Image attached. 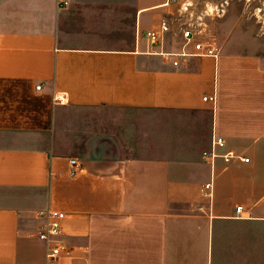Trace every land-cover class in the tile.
<instances>
[{
  "label": "crops",
  "instance_id": "0c3cea01",
  "mask_svg": "<svg viewBox=\"0 0 264 264\" xmlns=\"http://www.w3.org/2000/svg\"><path fill=\"white\" fill-rule=\"evenodd\" d=\"M164 2L0 0V264H44L51 208L65 264H264L262 48L175 65L138 40ZM215 136L249 161L218 157L210 199Z\"/></svg>",
  "mask_w": 264,
  "mask_h": 264
},
{
  "label": "built area",
  "instance_id": "2783aa9c",
  "mask_svg": "<svg viewBox=\"0 0 264 264\" xmlns=\"http://www.w3.org/2000/svg\"><path fill=\"white\" fill-rule=\"evenodd\" d=\"M64 3H67L65 1ZM164 6L169 8L159 25L152 29L138 32L139 38L145 39L146 50L159 53L173 60L178 65V58L188 55L214 56L220 54L216 45L206 39L203 35L205 19L212 14L213 6L210 2L201 6L199 0H165ZM41 88V86H38ZM211 99L215 102L216 96H205L204 99ZM225 146V140L221 136H215L211 150L204 153V158L211 166V179L205 183L206 196L212 199L214 195V174L215 163L218 157L225 161L239 159L248 162L249 158L233 151L219 153L218 148ZM71 174H75L80 166L77 158H72ZM244 207L238 205L236 212L242 213ZM237 213V214H238ZM42 219L37 231L38 237L45 242L46 252L44 264H65L72 254V246L64 235L63 221L66 213L58 209H48L39 214Z\"/></svg>",
  "mask_w": 264,
  "mask_h": 264
},
{
  "label": "rangeland",
  "instance_id": "374dc122",
  "mask_svg": "<svg viewBox=\"0 0 264 264\" xmlns=\"http://www.w3.org/2000/svg\"><path fill=\"white\" fill-rule=\"evenodd\" d=\"M158 0H145V3ZM201 6L210 2L212 14L205 21L206 39L220 38L223 33L236 32L256 38L264 54V0H199ZM253 36V37H252Z\"/></svg>",
  "mask_w": 264,
  "mask_h": 264
}]
</instances>
